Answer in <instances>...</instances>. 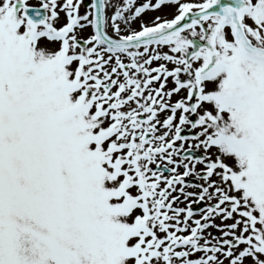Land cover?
<instances>
[{"label": "snow or ice", "instance_id": "obj_1", "mask_svg": "<svg viewBox=\"0 0 264 264\" xmlns=\"http://www.w3.org/2000/svg\"><path fill=\"white\" fill-rule=\"evenodd\" d=\"M0 264H264V0H0Z\"/></svg>", "mask_w": 264, "mask_h": 264}, {"label": "rangeland", "instance_id": "obj_2", "mask_svg": "<svg viewBox=\"0 0 264 264\" xmlns=\"http://www.w3.org/2000/svg\"><path fill=\"white\" fill-rule=\"evenodd\" d=\"M28 3L33 6H37L40 3V0H28Z\"/></svg>", "mask_w": 264, "mask_h": 264}, {"label": "flooded vegetation", "instance_id": "obj_3", "mask_svg": "<svg viewBox=\"0 0 264 264\" xmlns=\"http://www.w3.org/2000/svg\"><path fill=\"white\" fill-rule=\"evenodd\" d=\"M151 15H154V13H151Z\"/></svg>", "mask_w": 264, "mask_h": 264}]
</instances>
